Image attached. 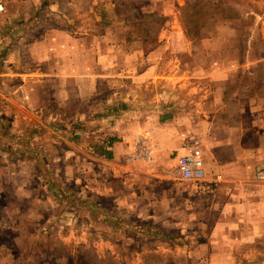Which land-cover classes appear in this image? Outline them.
<instances>
[{
	"label": "rangeland",
	"instance_id": "obj_1",
	"mask_svg": "<svg viewBox=\"0 0 264 264\" xmlns=\"http://www.w3.org/2000/svg\"><path fill=\"white\" fill-rule=\"evenodd\" d=\"M32 1L33 10L23 18L26 23L24 28L34 27L36 34L41 35L42 27L56 26L76 34L78 38L83 37L84 45H90L89 49L94 48L101 62L99 76L105 80V84L100 85L101 95L115 94L116 97L115 109L111 107L109 111L112 118L110 121L115 122L111 126L120 123L122 127L123 120H126V124H132L128 132L134 134L135 130L138 131L132 142V151L126 158L105 157L103 161L97 160L91 164L85 161L88 165L83 166L75 154L74 147L78 145V138L73 132L75 121L68 134L69 144L65 141L66 133L60 132L59 127L54 128L52 121L46 120L43 124L39 121L33 122L18 108L15 112V107L0 100V264H191L187 259V250L192 247L191 244L178 246L177 238L154 236L159 228L154 224L155 220H145L140 216V206L143 204L139 197L141 189L152 191V201H156V197L162 199L156 193L158 190L166 191L168 197L165 196L164 199L163 196L162 203L168 206L171 191L180 195L203 188L196 186L200 185L199 182H194L196 185L169 183L162 186L158 179L163 173L179 175L176 157L171 154L172 158L163 159L162 156H157L153 160L154 146L151 142L146 144L152 151L151 158L146 155L143 158L129 159L134 155V151L138 150L136 140L143 134L140 125L145 118L139 116L137 110L146 101L140 97L146 96L148 105H151L156 103L157 91L161 92L164 94L163 101L158 103L165 110L171 105L186 106L194 103L193 100H187V86L172 82L173 75L189 77L194 72V68L189 67V62H193L188 56H178V59L173 56L169 49L172 43L168 37H163L164 32L173 26L172 13L177 14L188 30L191 41L196 43L205 38L207 33H213L222 21H232L238 33L231 38L230 45L240 49L242 61H246L247 46L252 45L249 55L250 61L254 62V69L246 72L241 69L227 88L225 95L228 98V115L226 116L224 111L217 113L216 122L226 118L229 123L235 124L237 117L234 112L238 102L234 93L238 88L241 93L243 88H248L245 93L264 96V37L254 31L256 14L264 18V0H186L185 3L182 0L181 4H174L173 7L170 5V8L167 0ZM173 1L175 3L177 0ZM0 2L4 6L7 5L5 10L8 13L16 11L12 0ZM163 45L168 46L165 51L161 49L153 52L157 46ZM139 47H142V55L146 57L149 65L153 62L159 64V69L153 70L152 75L148 77V84L139 83L137 79L141 75L140 59H143L137 51ZM133 49L135 50L132 51ZM108 79L112 80L107 81ZM157 79H161V83H157ZM129 93H132L133 97ZM171 94L175 96L172 97ZM128 95L131 100L127 99ZM178 98L181 100L177 101ZM230 98L232 99L229 100ZM212 109L216 110L215 103ZM71 110L69 108L68 112ZM174 113L155 118L151 128L153 129L155 124L158 127L181 125L182 122H179L178 118H172ZM199 119L193 116L190 122L186 119L183 121L195 124ZM247 119L249 125L251 119ZM35 126H39V132L31 134L26 131L28 127ZM153 132L155 136L154 129ZM149 133L151 140L152 135ZM253 133L250 128L245 134V141L249 144L260 142L258 133ZM171 135L188 144L192 138H201L204 142L206 136L209 139L218 134L177 133L172 130L171 133H165L163 139H168ZM155 140L157 142L156 137ZM65 153L70 156L68 160L65 159ZM25 156H34L37 161L35 164L28 163ZM156 159L164 162L158 163ZM123 164H126V168L115 172L117 176L114 184L119 193H128L127 200L118 207L111 197L89 199L96 207H91L84 201L86 197H81V182L76 183V179L83 176L88 178L100 172L107 174L112 168ZM257 176L264 178L261 171ZM123 178L128 180L126 185L122 183ZM50 185L55 189L63 186L67 190L64 195L70 201L60 202L58 205L51 194ZM214 189L207 188L208 191ZM183 198L172 199L173 205L180 207L178 204ZM103 208L118 218L105 215L101 210ZM169 210L171 212V208ZM153 211L155 214V206ZM170 212L167 213L168 216L172 215ZM171 213L180 219L186 217L182 212L180 215L175 211ZM160 216L163 217L164 213ZM145 221H151L154 227L151 230L145 229ZM138 224L142 225V229ZM186 235L187 233L182 237ZM238 253L243 259L241 264H264V243L257 242L252 246L240 248ZM250 254L254 256L253 259L244 257Z\"/></svg>",
	"mask_w": 264,
	"mask_h": 264
},
{
	"label": "crops",
	"instance_id": "obj_2",
	"mask_svg": "<svg viewBox=\"0 0 264 264\" xmlns=\"http://www.w3.org/2000/svg\"><path fill=\"white\" fill-rule=\"evenodd\" d=\"M181 1L174 3L173 0H167V5L170 8V5L173 7L174 4H181ZM12 3L16 10L14 13H8L7 10L0 13L1 102L15 107V112L18 108L33 122L39 121L43 124L46 120L52 121L54 128L59 127L60 132L66 133L65 141L69 144L68 134L75 121L73 132L78 138V145L74 147L75 154L83 166L85 161L91 164L97 160L103 161L105 157L126 158L132 151V142L138 130H135L134 134L128 132L132 124H126V120H123L122 127L120 123L111 126L115 122L110 121L112 118L109 111L111 107L115 109L116 97L115 94L101 95L100 85H104L105 80L99 76L101 62L97 52H94V48L89 49L90 45H84L83 37L78 38L76 34L73 35L64 28L42 27L41 35L36 34L34 27L25 29L23 18L33 10V1L12 0ZM5 6L7 9V5ZM172 14L173 26L164 32L163 37H168L172 43L169 49L173 56L178 59V56L187 55L193 62H189V67L194 68L189 77L173 75L172 82L187 86V100H193L194 103L186 106L171 105L165 110L158 103L163 101L164 94L161 92L157 91L156 103L151 105H148L146 96H141L140 99L146 102L137 110L139 116L145 118L140 125V131L151 132V140L146 141V144L151 142L154 146L153 160L157 156H162L163 159L172 158L173 154L176 162L178 156L186 153L187 144L172 135L163 139L165 133L175 130L177 133L202 132L218 135L209 139L206 136L204 142L202 139L206 176L199 182L200 185L184 181L179 175L170 173H163L158 179L162 186L184 183L203 188L180 195L171 191L168 206L162 203L163 196L164 199L168 197L166 191L158 190L156 193L162 199L156 197V201H152V191L141 189L139 197L143 204L140 206V216L145 220L154 219L157 227L177 238L178 246L191 244L192 247L187 250V259L191 264H241L243 259L238 253L240 248L252 246L257 242L264 243V178L257 176L260 171L264 174V96L245 93L248 88H243L241 93L238 88L234 93L238 102L234 112L237 117L235 124L229 123L226 118L219 122L215 120L219 111L228 115V98L225 94L235 75L241 69L244 72L254 69V62L250 61L249 55L253 46H247L246 61H242L240 49L230 45L231 38L238 32L233 22L228 20L219 23L213 33L204 35L205 38L199 43L193 42L181 19L176 13ZM256 15L254 31L264 37V18L262 15ZM166 47L168 46H157L153 52L161 49L165 51ZM137 51L141 54L140 58L143 57L140 59L141 75L137 79L139 83L148 84V77L152 75L153 70L159 69V64L153 62L149 65L146 57L142 55V47ZM155 81L161 83V79ZM129 95L133 97L132 93ZM129 95L127 99L131 100ZM171 96L174 97L175 94ZM179 100L181 99L178 98L177 101ZM213 103L216 105L215 111L212 109ZM69 108L72 109L71 112H68ZM176 111L178 113L175 114ZM170 112L174 113L172 118H178L182 124L159 127L155 124L154 136L151 128L154 119ZM193 116L200 118L198 123L188 124L183 121L186 119L190 122ZM247 118L251 119L249 125ZM38 127H28L26 131L34 134L39 132ZM250 128L253 129V134L258 133L259 143L249 144L245 141V134ZM65 154V159L68 160L70 156ZM25 157L28 163L35 164L37 161L34 156ZM123 168H126V164L112 168L107 174L100 172L88 178L83 176L76 179V183L81 182V197H86L84 201L94 207V203L89 199L111 197L118 207L127 200L128 193H119L114 184L117 176L115 172L118 169L121 172ZM127 181L123 178L122 183L126 185ZM210 187L215 189L208 191L207 188ZM178 197L185 198L178 204L180 207L173 205L172 201ZM53 198L56 199L54 195ZM56 202L60 205V201L56 199ZM169 208L177 215L185 213L187 218L176 217ZM169 212L172 217L167 215ZM161 213H164L163 217L160 216ZM148 222L151 223H144ZM185 233L187 235L183 238ZM183 239L186 241L181 242ZM244 257L251 260L254 256L250 254Z\"/></svg>",
	"mask_w": 264,
	"mask_h": 264
},
{
	"label": "built area",
	"instance_id": "obj_3",
	"mask_svg": "<svg viewBox=\"0 0 264 264\" xmlns=\"http://www.w3.org/2000/svg\"><path fill=\"white\" fill-rule=\"evenodd\" d=\"M5 11V6L0 2V13ZM150 133L148 131L139 135L136 143L138 144V150L134 151V155L129 159L140 158L147 155L151 158V149L147 148L146 141L149 140ZM187 151L177 157V173L186 181L200 182L203 181L206 176L205 163H204V147L201 138H192L186 145ZM145 149V150H144ZM146 151V153L144 152Z\"/></svg>",
	"mask_w": 264,
	"mask_h": 264
},
{
	"label": "trees",
	"instance_id": "obj_4",
	"mask_svg": "<svg viewBox=\"0 0 264 264\" xmlns=\"http://www.w3.org/2000/svg\"><path fill=\"white\" fill-rule=\"evenodd\" d=\"M109 157H111V155H109ZM53 185H55V184H53ZM58 186V185H57ZM50 187V191H51V193L54 195V197L58 200V201H60V202H68V201H70V199L69 198H67L65 195H64V193H67V190L63 187V186H59V188L58 189H55L52 185H50L49 186ZM57 191H60V192H57ZM94 206V205H93ZM94 207H96V206H94ZM101 210H103L102 212L105 214V215H107V216H109V217H111V218H118V216H116V215H114L112 212H110L108 209L106 210V209H101ZM100 210V211H101ZM122 222L123 223H125V224H128V222H125V221H123L122 220ZM110 223V222H109ZM151 223H143V225H144V228L146 229V228H148L149 230H151L153 227H154V225L153 224H151ZM112 225V224H111ZM112 226H114V225H112ZM138 227L139 228H141L142 229V225L141 224H138ZM156 227V226H155ZM147 229V230H148ZM144 231V230H143ZM148 235L150 234V235H152L151 233H148V232H146ZM154 236H162V237H165V238H173L174 236L172 235V234H170V233H168V232H166L165 230H163V229H159V228H157V230H156V232H155V235Z\"/></svg>",
	"mask_w": 264,
	"mask_h": 264
}]
</instances>
